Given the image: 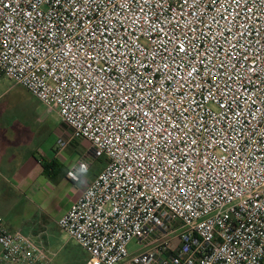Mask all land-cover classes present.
Masks as SVG:
<instances>
[{"label":"built area","instance_id":"built-area-1","mask_svg":"<svg viewBox=\"0 0 264 264\" xmlns=\"http://www.w3.org/2000/svg\"><path fill=\"white\" fill-rule=\"evenodd\" d=\"M4 78L106 158L57 221L85 264H264V0H0ZM52 260L0 216V264Z\"/></svg>","mask_w":264,"mask_h":264},{"label":"rangeland","instance_id":"rangeland-1","mask_svg":"<svg viewBox=\"0 0 264 264\" xmlns=\"http://www.w3.org/2000/svg\"><path fill=\"white\" fill-rule=\"evenodd\" d=\"M69 134V128L62 123L56 110L48 109L24 87L15 84L12 80L4 78L0 81V178L3 176L2 174L7 173L8 169L4 166L2 159L11 157L14 152V155L18 151L23 153V147L18 150L23 142L26 144V151L29 146L37 147L51 157L59 151L65 160V165L69 167L73 166L79 159L93 157L91 145L85 139H72L67 147L58 149V139ZM90 163L89 170L82 175L78 182L74 183L67 178L61 184L52 183L51 185L55 189L51 188L49 192L42 191V193H46L42 198L45 199L44 205L37 196L33 195L31 190H28L26 195L24 192L19 193L16 196V201L9 202L10 204L5 207L4 211L3 209H1L2 212L0 211L6 227H9L12 231H23L27 227L33 226L40 220L39 215L35 214L36 206L42 207L47 216L55 218L60 208L68 203L71 194L70 189L81 186L90 178L92 179L104 168L106 158L104 156L93 157ZM8 178L2 199L11 198V196H7L12 194L10 187L14 184V181L11 177ZM49 231L53 242H65L69 238L53 221L50 222ZM136 246V240H133L129 248L134 250ZM47 249L55 258L56 248L48 247ZM61 255H63V252Z\"/></svg>","mask_w":264,"mask_h":264},{"label":"crops","instance_id":"crops-1","mask_svg":"<svg viewBox=\"0 0 264 264\" xmlns=\"http://www.w3.org/2000/svg\"><path fill=\"white\" fill-rule=\"evenodd\" d=\"M25 142H23L18 150H21L23 147L24 152L21 153L18 151L15 155L11 157L3 158L4 166L8 167L7 173L2 174L0 178V211L5 209L9 202L16 201V196L19 193L26 195L28 190L33 191V195L37 196L42 205L45 203L44 194L42 191H47L52 187V183L61 184L65 179H67V171L73 166H66L64 158L60 155L59 151L51 157L48 153L41 151L37 147H28L26 151ZM54 164L53 169H48L45 171L42 162ZM96 174V173H95ZM8 177H11L14 181L10 187L12 194H9L7 197L11 196L8 199H2L4 196L6 180H9ZM56 179V180H55ZM93 179V178H92ZM91 178L83 183L81 186L72 187L70 189V195L68 203L60 208L59 213L55 218L47 216V213L42 207H35V214H38L40 220L35 223L33 226L27 227L25 230H20L21 232L30 235L39 246L44 248H56V256L53 258L51 264H85L88 254L87 252L74 240L68 238L65 242L56 241L53 242L50 235V222L53 221L57 225L58 219L66 213L70 208L72 203L78 198L83 189H85L92 180ZM42 180V181H41ZM51 180V181H50ZM8 183V182H7ZM55 189V188H54ZM2 217V214H0ZM36 217V216H34ZM3 218V217H2ZM9 228V227H8ZM50 251V250H49ZM65 251V253H64ZM63 252V255L61 253Z\"/></svg>","mask_w":264,"mask_h":264},{"label":"trees","instance_id":"trees-1","mask_svg":"<svg viewBox=\"0 0 264 264\" xmlns=\"http://www.w3.org/2000/svg\"><path fill=\"white\" fill-rule=\"evenodd\" d=\"M74 140H76V139H74ZM41 162H42V161H41ZM42 165H43L45 171L48 170V169L51 170V169L54 168V164H53V163L48 164V163H46L45 161H43V162H42ZM55 180H56V179H55Z\"/></svg>","mask_w":264,"mask_h":264},{"label":"snow or ice","instance_id":"snow-or-ice-1","mask_svg":"<svg viewBox=\"0 0 264 264\" xmlns=\"http://www.w3.org/2000/svg\"><path fill=\"white\" fill-rule=\"evenodd\" d=\"M181 50H183V48H181Z\"/></svg>","mask_w":264,"mask_h":264}]
</instances>
